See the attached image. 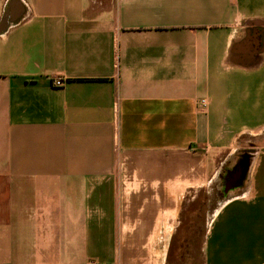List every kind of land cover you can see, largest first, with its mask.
Listing matches in <instances>:
<instances>
[{
  "label": "crops",
  "instance_id": "crops-1",
  "mask_svg": "<svg viewBox=\"0 0 264 264\" xmlns=\"http://www.w3.org/2000/svg\"><path fill=\"white\" fill-rule=\"evenodd\" d=\"M0 264H264V0H0Z\"/></svg>",
  "mask_w": 264,
  "mask_h": 264
},
{
  "label": "rangeland",
  "instance_id": "rangeland-1",
  "mask_svg": "<svg viewBox=\"0 0 264 264\" xmlns=\"http://www.w3.org/2000/svg\"><path fill=\"white\" fill-rule=\"evenodd\" d=\"M257 138L258 137H256V139ZM249 150L254 151V149H251V148L250 149H243V150L238 151L236 153V155H235L236 158H233L231 160L229 159L228 161H225V163L219 168V172H218V174H217V176L215 178V181L216 182L223 181V177L225 176L224 174L227 172V170L231 168V166L233 165V163H235L241 157V155L247 154V152Z\"/></svg>",
  "mask_w": 264,
  "mask_h": 264
},
{
  "label": "flooded vegetation",
  "instance_id": "flooded-vegetation-1",
  "mask_svg": "<svg viewBox=\"0 0 264 264\" xmlns=\"http://www.w3.org/2000/svg\"><path fill=\"white\" fill-rule=\"evenodd\" d=\"M247 155L249 156V154L241 155V157L231 166L230 169L227 170V172L228 171L237 172L236 171V167H242V166L244 167L247 164V161H248ZM227 181H230V180H227Z\"/></svg>",
  "mask_w": 264,
  "mask_h": 264
},
{
  "label": "water",
  "instance_id": "water-1",
  "mask_svg": "<svg viewBox=\"0 0 264 264\" xmlns=\"http://www.w3.org/2000/svg\"><path fill=\"white\" fill-rule=\"evenodd\" d=\"M247 157H248V161L244 167L243 166L242 167H236V171H237L236 173L241 179H243V177L245 176V174L248 170V167L250 165L251 157H250V155L249 156L247 155Z\"/></svg>",
  "mask_w": 264,
  "mask_h": 264
},
{
  "label": "built area",
  "instance_id": "built-area-1",
  "mask_svg": "<svg viewBox=\"0 0 264 264\" xmlns=\"http://www.w3.org/2000/svg\"><path fill=\"white\" fill-rule=\"evenodd\" d=\"M63 83H64V81L62 79H60V78L56 79V81L54 82V84L57 85V86H60ZM202 104L205 105V101H202Z\"/></svg>",
  "mask_w": 264,
  "mask_h": 264
}]
</instances>
